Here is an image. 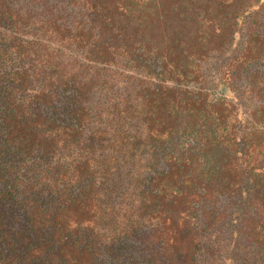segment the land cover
<instances>
[{
  "label": "trees",
  "instance_id": "obj_1",
  "mask_svg": "<svg viewBox=\"0 0 264 264\" xmlns=\"http://www.w3.org/2000/svg\"><path fill=\"white\" fill-rule=\"evenodd\" d=\"M0 264H264V0H0Z\"/></svg>",
  "mask_w": 264,
  "mask_h": 264
}]
</instances>
